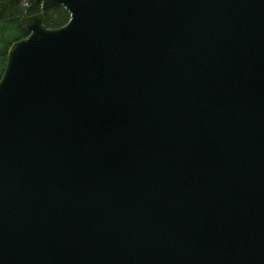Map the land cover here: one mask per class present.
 Listing matches in <instances>:
<instances>
[{
	"label": "water",
	"instance_id": "1",
	"mask_svg": "<svg viewBox=\"0 0 264 264\" xmlns=\"http://www.w3.org/2000/svg\"><path fill=\"white\" fill-rule=\"evenodd\" d=\"M32 1L0 80V264H264V0Z\"/></svg>",
	"mask_w": 264,
	"mask_h": 264
},
{
	"label": "trees",
	"instance_id": "2",
	"mask_svg": "<svg viewBox=\"0 0 264 264\" xmlns=\"http://www.w3.org/2000/svg\"><path fill=\"white\" fill-rule=\"evenodd\" d=\"M38 12H42L41 5L32 0H0V80L11 44L27 36L21 23L22 17ZM44 15L47 28L61 27L70 19L69 12L62 6L52 7Z\"/></svg>",
	"mask_w": 264,
	"mask_h": 264
}]
</instances>
